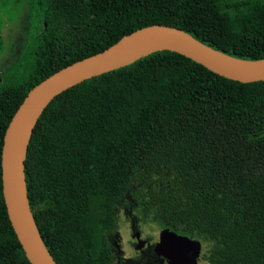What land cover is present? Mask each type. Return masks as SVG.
Wrapping results in <instances>:
<instances>
[{"label":"trees","instance_id":"16d2710c","mask_svg":"<svg viewBox=\"0 0 264 264\" xmlns=\"http://www.w3.org/2000/svg\"><path fill=\"white\" fill-rule=\"evenodd\" d=\"M24 6L28 34L0 75V264H31L7 212L2 148L36 84L151 24L264 58V0H0V56L4 25ZM25 165L32 211L58 264H114L107 236L122 208L201 240L208 264H264V80L151 53L57 95Z\"/></svg>","mask_w":264,"mask_h":264},{"label":"water","instance_id":"95a60500","mask_svg":"<svg viewBox=\"0 0 264 264\" xmlns=\"http://www.w3.org/2000/svg\"><path fill=\"white\" fill-rule=\"evenodd\" d=\"M162 50L179 52L234 80H264V58L237 57L212 47L179 27L151 24L125 34L103 51L77 60L36 84L13 115L2 148V182L7 212L31 264H58L32 211L25 171L29 144L40 116L66 89ZM156 249L168 258L167 264H199L202 242L164 228Z\"/></svg>","mask_w":264,"mask_h":264},{"label":"flooded vegetation","instance_id":"af4514ba","mask_svg":"<svg viewBox=\"0 0 264 264\" xmlns=\"http://www.w3.org/2000/svg\"><path fill=\"white\" fill-rule=\"evenodd\" d=\"M20 15V18L24 16L25 18L29 19V9L27 6H24L23 9H21ZM9 22L11 21H8L6 23ZM27 29L29 30V27H27ZM28 30L25 34V37L28 34ZM15 48L17 50V45L15 46ZM125 212V221L129 223V229L127 231L128 233L124 231V234L127 237L128 242L126 243V241H124L119 230V227L121 226L119 220L121 214L120 210H118V227L114 230V232L108 234L107 236L111 244V254L113 256L112 260L114 264H167L168 258L163 254H160L156 249L157 242L160 239L161 230H163L165 227L158 228V239L155 243H153L155 241L154 238H156L154 237V235L148 236V232L145 233L144 236L142 234L143 231L142 229H140V226L142 225L141 223L145 221H142V216L137 215L132 209H129L126 213Z\"/></svg>","mask_w":264,"mask_h":264},{"label":"rangeland","instance_id":"374dc122","mask_svg":"<svg viewBox=\"0 0 264 264\" xmlns=\"http://www.w3.org/2000/svg\"><path fill=\"white\" fill-rule=\"evenodd\" d=\"M15 10V9H14ZM17 14H14V16H12V19H10L11 22L6 23V25H4L3 28V33L6 39V49L5 51L1 54L0 56V75L4 70V67H6L7 64H9L12 60H15L18 58L19 53H20V48H21V44L23 43V41L25 40V34L27 32V27H29V20L27 18H25L24 16L22 18L20 13L21 10L19 12H16ZM13 14V10L11 11V15ZM20 15V16H19ZM17 44V51H13L12 50V46H16ZM127 212V209L122 208L120 210V233L122 234V237L124 239V241H126V243L128 242L127 237L124 234V231L127 232L129 227V223H127L126 217L124 215V212ZM125 212V213H126ZM145 220L142 218V221ZM142 225L140 226L143 231V236L145 233H147L148 236L150 235H154L155 241L153 243H155L158 239V233H159V226L161 225H157L156 222H151L148 219L143 221L141 223ZM128 233V232H127ZM158 234V235H157ZM130 253V252H129ZM199 264H208V262L206 260L203 259H199Z\"/></svg>","mask_w":264,"mask_h":264}]
</instances>
